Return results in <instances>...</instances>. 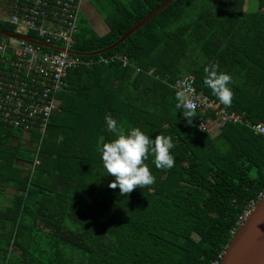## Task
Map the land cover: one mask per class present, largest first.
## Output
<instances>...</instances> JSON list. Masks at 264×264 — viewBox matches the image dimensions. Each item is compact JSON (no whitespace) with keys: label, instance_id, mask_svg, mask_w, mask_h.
<instances>
[{"label":"trees","instance_id":"trees-1","mask_svg":"<svg viewBox=\"0 0 264 264\" xmlns=\"http://www.w3.org/2000/svg\"><path fill=\"white\" fill-rule=\"evenodd\" d=\"M166 1L91 0L107 30L79 16L71 49L102 51ZM0 30L14 33L2 21ZM115 55L128 64L67 74L41 140L23 143L0 123V264H219L264 194V136L245 125L264 124V0H175L100 56ZM213 64L232 76L231 106L203 82ZM185 75L243 123L211 129L214 115L198 112L188 123L171 88ZM106 116L125 133L171 137L174 166L157 169L149 156L152 185L126 195L110 187L101 148L116 136Z\"/></svg>","mask_w":264,"mask_h":264},{"label":"built area","instance_id":"built-area-1","mask_svg":"<svg viewBox=\"0 0 264 264\" xmlns=\"http://www.w3.org/2000/svg\"><path fill=\"white\" fill-rule=\"evenodd\" d=\"M83 1L11 0L8 16L0 17V21L14 28L13 34L30 38V33L36 36V41L53 47L44 48L24 40H15L9 48L8 59L0 64V123L20 131L23 143H31L33 133L40 140L45 136L49 119L58 110L57 95L65 88L69 72L82 66L106 65L114 60L120 61L123 67L128 64L123 56L104 58L98 55L96 59L71 49L77 33V20L83 11ZM4 50V46H0V54ZM171 88L176 93L184 91L188 94L194 112L214 115L211 129L219 130L228 123H243L240 116L226 113L213 100L196 92L191 75L178 79ZM245 125L254 135L264 136L263 123ZM198 128L204 131L205 123L200 121ZM34 145L38 150L39 144ZM38 163L35 158L32 166ZM253 206L239 219V225Z\"/></svg>","mask_w":264,"mask_h":264},{"label":"clouds","instance_id":"clouds-1","mask_svg":"<svg viewBox=\"0 0 264 264\" xmlns=\"http://www.w3.org/2000/svg\"><path fill=\"white\" fill-rule=\"evenodd\" d=\"M13 34V33H12ZM204 84L211 89L212 94L225 106H231L234 92L229 87L233 83L232 76L218 71L213 64L204 68ZM177 108L183 109L182 116L188 123L194 117V106L190 97L184 91L176 93ZM107 131L115 134L116 139L103 144L101 159L107 174L115 179L110 187L119 188L121 195L130 193L136 187H147L155 182V176L145 163L153 156L157 169H171L174 166V156L170 154L174 144L171 137L156 135L154 139L139 128H132L127 133L110 116L105 117Z\"/></svg>","mask_w":264,"mask_h":264},{"label":"water","instance_id":"water-1","mask_svg":"<svg viewBox=\"0 0 264 264\" xmlns=\"http://www.w3.org/2000/svg\"><path fill=\"white\" fill-rule=\"evenodd\" d=\"M173 1L175 0H167L164 2L153 12L148 14L144 19L132 26L113 45L90 55L98 56L110 51L115 46H118L133 33H135L139 28L153 19L157 14L162 12ZM0 36L12 38L13 40H24L44 48H53L31 38L12 34L6 31L0 30ZM219 264H264V194L247 213L243 222L238 226L237 230L234 231L229 244L222 254Z\"/></svg>","mask_w":264,"mask_h":264},{"label":"rangeland","instance_id":"rangeland-1","mask_svg":"<svg viewBox=\"0 0 264 264\" xmlns=\"http://www.w3.org/2000/svg\"><path fill=\"white\" fill-rule=\"evenodd\" d=\"M11 0H0V17H7L9 14L8 5ZM254 0H248L249 3L253 2ZM88 3L91 5V0H84L83 1V11L80 14V17L84 18L88 26L91 27L98 35L104 33L107 29L104 26L100 16L94 11L92 5L89 7ZM15 40L12 38H5L0 37V46H4V51L0 54V62L4 59H8L9 57V48L14 44Z\"/></svg>","mask_w":264,"mask_h":264},{"label":"flooded vegetation","instance_id":"flooded-vegetation-1","mask_svg":"<svg viewBox=\"0 0 264 264\" xmlns=\"http://www.w3.org/2000/svg\"><path fill=\"white\" fill-rule=\"evenodd\" d=\"M88 6L90 7L91 5L88 3Z\"/></svg>","mask_w":264,"mask_h":264}]
</instances>
